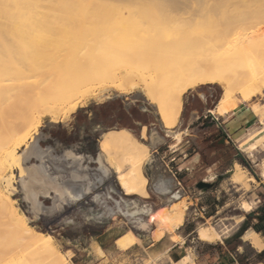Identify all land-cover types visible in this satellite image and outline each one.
<instances>
[{"label": "bare ground", "instance_id": "1", "mask_svg": "<svg viewBox=\"0 0 264 264\" xmlns=\"http://www.w3.org/2000/svg\"><path fill=\"white\" fill-rule=\"evenodd\" d=\"M140 1L0 0V264H71L54 236L30 223L9 190L17 147L46 118L65 121L99 92L127 93L141 87L157 107L163 126L174 129L182 116L184 95L194 87L219 84L223 88L217 107L220 115L232 112L239 100L250 102L262 92L264 0L248 4L255 9L248 8L246 12L252 14L246 19L231 8L234 16L244 17L233 16L241 21L236 23L219 11L220 6L216 11L215 0H163L176 17L183 18L179 29V19L170 20L174 16L170 18L168 12L165 20V13L158 18L147 14L146 8L134 9ZM231 1L217 0V4L226 7L237 2ZM263 142L264 135H254L241 146L253 151ZM149 147L126 128L108 131L101 141L103 156L118 174L123 193L130 194L125 196H149ZM236 169L232 182L248 187ZM116 205L121 211L120 201ZM189 206L185 199L159 212L145 206L136 212L150 218L133 222L146 229L155 224L156 242L167 235L178 242L177 231ZM243 208L252 206L246 202ZM198 232L202 240H221L214 226H202ZM261 236L248 230L242 238L262 251ZM134 241L128 232L116 242L125 247ZM98 250L104 253L101 246ZM193 259L185 255L176 264H197ZM145 264H158V260Z\"/></svg>", "mask_w": 264, "mask_h": 264}, {"label": "rangeland", "instance_id": "2", "mask_svg": "<svg viewBox=\"0 0 264 264\" xmlns=\"http://www.w3.org/2000/svg\"><path fill=\"white\" fill-rule=\"evenodd\" d=\"M141 1L135 2L134 9L146 8L147 14L158 18L165 13V20L171 14L174 17L170 15V20L179 19L175 27H183V20L180 21L183 18L176 17L163 0ZM236 1L232 4H239L238 9L231 7L230 3L227 9L219 4V0L218 4L215 0L214 6H220V10L219 7L214 9L224 11L223 14L227 12L225 16L233 23L234 20L241 22L239 15H245L246 19L248 8L255 9L248 4L258 0ZM231 8L238 10L239 17L234 16L237 14ZM261 90L252 101L240 102L259 117L256 115L252 126L237 133L229 131L224 118L209 112L214 111L223 96L224 90L219 84L200 85L188 90L184 95L182 116L174 129L163 126L157 107L140 92L131 95H121L123 93L116 89L99 92L86 107L67 120L54 123L46 118L43 121L35 140L26 149H20L24 171L14 169L9 190L30 223L38 230L51 233L59 250L70 257L71 264H145L154 259L158 264H176L177 259L185 255L194 257L197 264H216L218 245H225V240L240 229L244 220H238L242 216L246 218L264 203V145L254 152L241 146L249 137L264 135V88ZM144 127L146 139L142 137ZM120 128L131 130L151 148V161L146 166L148 198L125 196L116 174L110 170L104 176L100 169L97 161L101 154L100 139L104 132ZM226 129L231 138L227 137ZM236 168L245 176L248 187L232 182ZM160 174L174 179V188L178 189L175 191H179L180 199L156 193L151 188L153 177L155 179ZM69 184L84 190L92 186L90 192L77 201L66 188ZM182 199L190 206L184 225L177 231L180 235L178 242H172L170 235L156 242L152 237L155 224L146 229L133 222L139 217L145 221L150 218L146 214H137L139 208L147 206L157 212ZM117 201L131 214L130 218L119 213L111 215L112 210H117ZM246 202L251 204L250 210L243 208ZM202 226H214L221 233V240H202L198 232ZM128 232H133L140 241L118 246L116 241ZM261 238L264 245V237ZM239 241V246L235 247ZM239 241L229 247L232 254L240 253L245 263L264 264V258L257 262L256 252H261L258 247L242 237ZM98 246L104 253L99 252Z\"/></svg>", "mask_w": 264, "mask_h": 264}, {"label": "trees", "instance_id": "3", "mask_svg": "<svg viewBox=\"0 0 264 264\" xmlns=\"http://www.w3.org/2000/svg\"><path fill=\"white\" fill-rule=\"evenodd\" d=\"M250 229L256 231L262 235V237H264V203L256 211L246 216L240 229L233 236L225 240V245H218L217 248L219 249V261L221 264H235L236 262L241 264H250V262L245 263L243 261V256L240 253L235 252L232 254V250L229 248L234 241H239L240 238ZM239 244L240 241L235 244V247H238ZM256 255L258 257L257 262H261L264 258V250L261 252H256Z\"/></svg>", "mask_w": 264, "mask_h": 264}, {"label": "flooded vegetation", "instance_id": "4", "mask_svg": "<svg viewBox=\"0 0 264 264\" xmlns=\"http://www.w3.org/2000/svg\"><path fill=\"white\" fill-rule=\"evenodd\" d=\"M136 92H140V93H142L144 96H145V98L149 101V99L146 97V95H145V93H144V91L143 90H141V89H139V88H135V89H133V90H131L130 92H127V93H123V94H121V95H125V94H128V95H131V94H133V93H136ZM150 102V101H149ZM151 103V102H150ZM152 104V103H151ZM152 105H154V104H152ZM155 106V105H154ZM51 122H54V123H56L55 121H51ZM43 123L44 122H42V123H39L37 126H35L32 130H31V132H29L28 133V136L21 142V144H20V146H18L17 147V149H16V164L15 165H13V168H12V170L10 171L11 172V182H10V186H12V181H13V179H14V169L17 167L18 169H19V171H21V173L24 171V165H23V163H22V158H23V154L20 152V149L21 148H27V147H29V145H30V143L31 142H33L34 140H35V138H36V136H37V134H38V132H39V130H40V127L41 126H43ZM127 129V128H126ZM110 130H112V129H110ZM110 130H108V131H110ZM127 130H129V129H127ZM108 131H106V132H104L103 133V135H102V137H101V139H100V142H99V148H100V151H101V154L99 155V157H98V163H99V165H100V169H101V171L103 172V174H104V176H106V175H108V173H109V171L111 170V171H113L115 174H116V177H117V181H118V174L114 171V169L109 165V163H108V159H107V157H106V159H105V157L103 156V155H105L104 154V152L101 150V141H102V139H103V137H104V135L108 132ZM129 131H131V130H129ZM131 133H133L132 131H131ZM134 134V133H133ZM135 135V134H134ZM136 136V135H135ZM137 137V136H136ZM143 137V136H142ZM34 147H36V149H35V151H37L38 149H37V143L36 144H34ZM151 149V148H150ZM106 156V155H105ZM152 156V154H150V157ZM150 163V162H149ZM147 166V165H146ZM9 171V170H8ZM8 174V173H7ZM156 179V178H155ZM100 181H102V180H100ZM152 181H154V177H153V179H152ZM118 184H119V181H118ZM120 185V184H119ZM121 187V186H120ZM122 189V188H121ZM149 192V191H148ZM124 194L125 195H130V194H127L125 191H124ZM137 196H139V195H137ZM149 196H150V193H149ZM148 196V197H149ZM148 197H145V198H148ZM142 198H144V197H142ZM13 199H15V198H13ZM16 200V199H15ZM15 200H14V203H15ZM17 201V200H16ZM23 210V209H22ZM24 211V210H23ZM161 211V210H160ZM157 212H159V211H157ZM27 215V214H26ZM41 231V230H40ZM130 234H132V236L135 238V241L133 242V244L134 243H136V242H139V238L133 233V232H129ZM117 245L118 246H121L119 243H117ZM104 252V251H103Z\"/></svg>", "mask_w": 264, "mask_h": 264}, {"label": "crops", "instance_id": "5", "mask_svg": "<svg viewBox=\"0 0 264 264\" xmlns=\"http://www.w3.org/2000/svg\"><path fill=\"white\" fill-rule=\"evenodd\" d=\"M240 102H243V101L239 100L237 108H235L232 112L225 114V115L218 114L217 108H215L214 111L210 110L209 112L212 113L215 117L224 118V122L227 123V127H228L229 131L237 133V132L244 130L247 127L252 126L254 124V122L256 121L257 116L259 117V115L254 110L253 111L255 114L246 106L241 105ZM216 107H218V105ZM250 138L251 137L246 139L242 144L247 142ZM262 145H264V142L262 144H260L252 152L256 151ZM245 148L248 149V146L245 145ZM216 264H221L219 261V256L217 258Z\"/></svg>", "mask_w": 264, "mask_h": 264}, {"label": "water", "instance_id": "6", "mask_svg": "<svg viewBox=\"0 0 264 264\" xmlns=\"http://www.w3.org/2000/svg\"><path fill=\"white\" fill-rule=\"evenodd\" d=\"M102 179L103 178H101L100 180H102ZM173 181H174V179L166 178L162 174H160L153 181L151 188L156 193H160L162 195H171L172 198H174L175 200H178L181 198V195H180L179 191H175ZM100 182L102 183V181H100ZM91 186H92V184L89 185L87 190H84V188L78 187L75 184H69L68 187H66V188H67V190H69L73 199H76L77 201H79V200L83 199L90 192ZM95 188H97V186H94V189ZM112 211H111L112 216H115L116 214L119 213V214H122L123 216H125L126 218H130V216L127 217L125 215L126 211H124L122 206H121V211H118V209L116 211H113V212Z\"/></svg>", "mask_w": 264, "mask_h": 264}, {"label": "built area", "instance_id": "7", "mask_svg": "<svg viewBox=\"0 0 264 264\" xmlns=\"http://www.w3.org/2000/svg\"><path fill=\"white\" fill-rule=\"evenodd\" d=\"M225 132H226V135H227V137L228 138H231V134H230V132L226 129L225 130ZM155 180V179H154ZM152 183H153V181H152ZM175 190H178L177 188H175Z\"/></svg>", "mask_w": 264, "mask_h": 264}]
</instances>
